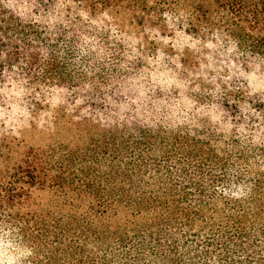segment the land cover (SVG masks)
Listing matches in <instances>:
<instances>
[{
  "label": "trees",
  "instance_id": "trees-1",
  "mask_svg": "<svg viewBox=\"0 0 264 264\" xmlns=\"http://www.w3.org/2000/svg\"><path fill=\"white\" fill-rule=\"evenodd\" d=\"M68 2L92 16L127 18L136 31L153 29L155 39L179 30L216 44L217 60L208 59L228 63L212 78L226 108L234 96L246 100L229 88V74L236 81L239 68L264 67V0H31L41 17ZM0 23V79L93 92L98 111L110 106L104 92L128 106L75 123L65 143L21 151L0 144V232L28 254L24 264H264V147L162 108L163 92L134 98L147 56L86 36L80 17L65 15L56 37L54 22L53 33L37 21ZM192 54L181 56L184 67L203 61Z\"/></svg>",
  "mask_w": 264,
  "mask_h": 264
},
{
  "label": "rangeland",
  "instance_id": "rangeland-1",
  "mask_svg": "<svg viewBox=\"0 0 264 264\" xmlns=\"http://www.w3.org/2000/svg\"><path fill=\"white\" fill-rule=\"evenodd\" d=\"M35 11L36 7L31 0H0V21L4 19L21 21L23 19L25 24L37 21L36 24L41 30L46 26L51 33H53L51 24L54 22L58 25L57 31L53 33L56 37L57 33H63L62 19L68 14V17L72 19L81 18L83 24L87 26L84 31L86 36L90 34H93L95 38L108 36L113 43H125L136 55L134 59L141 56V51L144 52L143 58L147 57L144 61L141 58L143 66L135 79L138 80L140 93L130 89V77L127 80L128 83L125 80V86L131 90L134 98L137 97L144 101L148 99L146 98L148 92L152 91L153 94L163 92L166 97L162 108L175 109L182 115L181 117H191L192 121L197 124L207 122L208 126L215 128L225 138L229 139L238 135L240 140L247 141L254 147H264V67L260 63L239 68L236 71L238 75L236 81L235 72L229 74L230 81L233 82L229 88L242 89L246 100L240 103L237 101L239 98L234 96L229 100V107L226 108L222 103L225 100L218 89L219 86L212 78L223 76L222 68L228 63L223 61L222 65H218L214 62L218 57L217 50L222 49L217 48L216 44L211 41H206L207 43L197 41V38L188 36L179 30L173 39L169 37L161 40L155 39L157 33L153 29L136 31L130 27L127 18L122 16L112 18V16L103 14L92 16L69 2L68 10H65L59 3L42 17L41 14L35 15ZM39 11L44 13L43 9ZM120 18H123L125 22ZM0 26L3 24L0 23ZM64 30H66L65 27ZM139 34L141 38H136ZM147 35L158 45L153 47L145 45L143 37ZM173 44L177 52L176 59L173 56L174 51H171ZM186 49L192 51L194 58L204 57L203 61L197 58L196 64L198 65L195 64L193 69L181 64V56ZM110 52L113 53L112 50ZM211 56L215 58L209 62L208 58L212 59ZM220 59L224 60V55H221ZM143 74L147 77L145 81ZM200 83L206 86L202 87ZM213 86L216 88L212 89ZM128 91H121L116 98L127 97ZM96 95L92 92L91 98H97ZM101 97H104L107 100L105 103L110 105L104 111H98L103 103L93 101L89 96L78 94L77 91L70 90L67 86H53L50 83L45 86H30L27 82L18 79L1 78V148L9 147L21 151L29 147L46 148L52 144L65 143L72 140L75 123H80L87 118L101 121L97 118L117 108L119 114L121 113L119 109L125 112L128 110L124 102L120 100L121 103H116L108 96V92H104ZM237 104L239 105L235 108ZM94 119L91 120L95 121ZM7 158L8 156H5V159ZM8 239H11L8 234L0 232V264H24L28 254L18 249L15 243H10Z\"/></svg>",
  "mask_w": 264,
  "mask_h": 264
}]
</instances>
